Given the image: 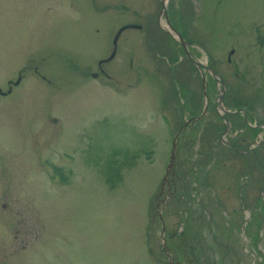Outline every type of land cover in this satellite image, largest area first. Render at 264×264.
<instances>
[{"label":"rangeland","instance_id":"1","mask_svg":"<svg viewBox=\"0 0 264 264\" xmlns=\"http://www.w3.org/2000/svg\"><path fill=\"white\" fill-rule=\"evenodd\" d=\"M165 10L203 92L159 0H0V264H264V0Z\"/></svg>","mask_w":264,"mask_h":264},{"label":"flooded vegetation","instance_id":"2","mask_svg":"<svg viewBox=\"0 0 264 264\" xmlns=\"http://www.w3.org/2000/svg\"><path fill=\"white\" fill-rule=\"evenodd\" d=\"M164 3H166V0H164ZM159 5H160V8H161V4H160V1H159ZM170 11V10H169ZM167 12L166 10H165V14H166V17H167V19H168V21L169 22H171L170 21V15L171 16H173L174 17V21H175V23L177 24V22H176V18H177V16L178 15H180V14H178V11H174V13L172 14L171 13V11L170 12ZM171 13V14H170ZM160 14H161V16L163 17V14H162V8H161V11H160ZM163 19L165 20V17H163ZM162 21V20H161ZM124 25H126V27L124 28V29H127V28H135V29H138V30H140L141 29V25L140 24H132V23H129V24H123V25H121V26H119L116 30H115V32H114V34L116 33V31L120 28V27H122V26H124ZM129 25H131V26H129ZM178 25H180V23H178ZM163 28H167V27H164V25L162 24L161 25ZM173 26V25H172ZM180 26H182L181 28H184L183 27V25H180ZM124 29H122V30H124ZM168 29V28H167ZM121 30V31H122ZM121 31L119 32V34H118V36L120 35V33H121ZM114 34L112 35V39H113V37H114ZM166 34V33H165ZM118 36H117V39H118ZM166 37H168V36H166ZM185 38H187V39H189L186 35L184 36ZM112 39H111V45H112V49H113V47H114V44H113V42H112ZM117 39H116V42H117ZM175 42V44H179L180 46V48L179 49H174L175 51H174V53L175 54H177L179 51H181V53L183 52L184 53V50L182 49V47H181V44L180 43H178L177 41H174ZM191 41H188V44L190 43ZM116 48H117V44L115 43V49H114V53H113V55H112V57L110 58V59H112L113 57H114V55H115V52H116ZM112 49H111V52H112ZM187 50H188V48H187ZM111 52H110V54H111ZM151 53H153V52H151ZM110 54L108 55V57L110 56ZM159 54V53H158ZM166 55V57L168 56V51H167V53L165 54ZM174 54H172L171 53V56H173ZM152 56V58L154 59V61H156V59L153 57V55H151ZM169 57V59H170V61H173V60H175L176 62L175 63H177V61H178V59H177V57H176V55L175 56H173V57ZM107 57V58H108ZM106 58V59H107ZM110 59H107L106 61H109ZM167 59H168V57H167ZM189 58L187 57V55H186V60H188ZM102 60V59H101ZM103 60H105V58H103ZM159 62H161L160 60H158ZM192 61V62H191ZM199 62H201V63H203L201 60H198ZM100 60L98 59V61H97V65H98V71L100 72V74H102V76H104L105 78H108V74H106L102 69H101V67L99 66L100 65ZM104 63V62H103ZM127 63L129 64V66L131 65V58L130 57H128V60H127ZM187 67H188V69L192 72V71H196L195 69H197L198 70V72H199V74L202 76L201 78H204V75L205 74H203V72H204V70H208V67H205V64H203L200 68L201 69H199L197 66H196V63H194V59H191L190 58V61L188 60V62H187ZM129 69V68H128ZM127 68H126V70H128ZM155 69V68H154ZM23 71V70H22ZM22 71H20V73H18L17 75H18V78L16 79V80H8L7 82H6V87H5V89L2 91V89H0V95H7V94H9L11 91H12V89L15 87V86H17L19 83H20V81H21V77L23 76L21 73H22ZM173 77V76H172ZM40 79H45L44 77H40ZM205 104L207 105V101H205ZM234 109H233V111H232V113H235V114H233L234 116H236L237 114H238V112L240 111V108L238 109L237 107H233ZM188 112H190V113H193V110L191 109L190 111L188 110ZM228 112H230V111H228ZM224 113H226V112H224ZM192 116V115H191ZM192 117H194V116H192ZM191 118V117H190ZM189 119V118H188ZM188 123V120H183L182 122H181V124L178 126L179 127V129L175 132V134H176V141H177V135H178V133H179V131H181V130H183V128H184V126L186 125ZM230 123H232V120L230 119ZM233 124V123H232ZM237 127V126H236ZM175 157H176V155H175ZM174 157V158H175ZM173 158V159H174ZM172 159V160H173ZM192 218H193V220H196V217L194 216V215H192ZM203 222V221H202ZM193 224H194V226H193V228H195V229H193V230H195L196 231V233H194L193 234V236H191V235H188L184 240H183V242H185L188 238V241H187V247H188V250L186 249V248H184V251H182V254L184 255V256H192V259H196L197 258V256H200L201 258H203V255H204V252H205V245L203 244V236H205V235H203V233H201L200 232V230H201V228H202V226H201V222H198L197 220L196 221H193ZM192 224V225H193ZM204 225H207V222H204ZM207 228V227H206ZM182 229V228H181ZM190 229V228H189ZM185 233V234H188L189 233V231H181V230H179L178 231V233L177 234H179L180 235V241H181V238H182V236L184 235V234H182V233ZM180 241H178V243H180ZM175 246H176V244H175ZM174 250H175V248H174ZM173 250V251H174ZM185 251L187 252V254H185ZM174 254V253H173ZM173 264V263H172ZM175 264V263H174ZM196 264V263H195ZM200 264H205L204 263V260H202L201 261V263Z\"/></svg>","mask_w":264,"mask_h":264},{"label":"water","instance_id":"3","mask_svg":"<svg viewBox=\"0 0 264 264\" xmlns=\"http://www.w3.org/2000/svg\"><path fill=\"white\" fill-rule=\"evenodd\" d=\"M159 1H160V4H161L163 17H165V21H166V23H167L168 28H169L171 31H173V33L175 34V36H176V38H177V41L181 44V47H182V49L184 50V52L186 53L187 57L191 58L192 56L188 54V51H187V48H186V44H185L184 40L182 39V36H181L178 32H176L175 30H173L172 27H171V25H170V23L168 22V19H167L166 14H165V3H164V0H159ZM125 27H126V25L120 27V28L116 31V33L114 34V37H113V39H112V42H113V44H114V47H113V49H112V52H111L110 56H109L107 59H110V58L112 57V55H113V53H114V49H115V43H116L117 36H118L119 32H120L122 29H124ZM167 31H168V30H167ZM168 33H169V32H168ZM231 52H232V50H229L228 55H229ZM107 59H105V60H107ZM211 74H212V77H213L214 79H216V77H215V73L211 71ZM92 75H95V74H92Z\"/></svg>","mask_w":264,"mask_h":264},{"label":"trees","instance_id":"4","mask_svg":"<svg viewBox=\"0 0 264 264\" xmlns=\"http://www.w3.org/2000/svg\"><path fill=\"white\" fill-rule=\"evenodd\" d=\"M182 27V26H181ZM182 30V35L185 36V33H184V28H181ZM226 105L229 106V107H237V108H240V107H244L245 106V102L243 100V98H235V97H231L230 101H225ZM237 125V124H236ZM246 127V126H245ZM247 128V127H246ZM248 129V128H247ZM257 131L256 128H253L251 129L250 131V134L252 136V138L254 137V134L255 132ZM54 172H56V169L54 168ZM59 173V172H58Z\"/></svg>","mask_w":264,"mask_h":264},{"label":"bare ground","instance_id":"5","mask_svg":"<svg viewBox=\"0 0 264 264\" xmlns=\"http://www.w3.org/2000/svg\"><path fill=\"white\" fill-rule=\"evenodd\" d=\"M164 27H167L166 25H164ZM202 62H203V60H201ZM202 64H204V63H202ZM222 110V109H221Z\"/></svg>","mask_w":264,"mask_h":264}]
</instances>
